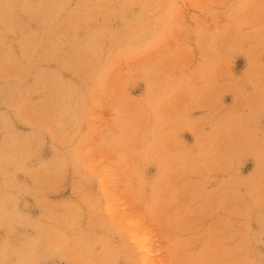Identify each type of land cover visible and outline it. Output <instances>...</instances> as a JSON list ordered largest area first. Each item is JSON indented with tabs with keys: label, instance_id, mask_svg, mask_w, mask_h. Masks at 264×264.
I'll return each instance as SVG.
<instances>
[{
	"label": "rangeland",
	"instance_id": "rangeland-1",
	"mask_svg": "<svg viewBox=\"0 0 264 264\" xmlns=\"http://www.w3.org/2000/svg\"><path fill=\"white\" fill-rule=\"evenodd\" d=\"M0 264H264V0H0Z\"/></svg>",
	"mask_w": 264,
	"mask_h": 264
}]
</instances>
